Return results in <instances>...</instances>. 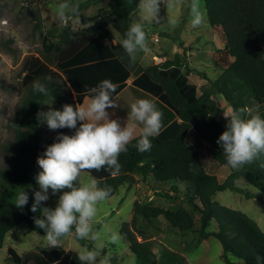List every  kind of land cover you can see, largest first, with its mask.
<instances>
[{"label":"trees","instance_id":"trees-1","mask_svg":"<svg viewBox=\"0 0 264 264\" xmlns=\"http://www.w3.org/2000/svg\"><path fill=\"white\" fill-rule=\"evenodd\" d=\"M99 1L85 0L78 5L83 8ZM203 3L207 23L218 28L223 38L222 48L215 49L214 55L204 60L214 71L213 77L206 76L203 68L201 71L185 64L178 56L146 67L137 60L131 61L119 41L111 42L113 37L107 27L112 26L124 38L133 14L139 10V0H109L108 7H98L93 15L80 13L82 26L71 28L65 23L57 34L58 42L44 38L48 60L38 56L25 60L21 79L25 93L7 120V127L14 133L12 147L16 162L1 168L0 176L7 185L34 184L40 152L37 139L31 145L25 132L37 129V113L44 111L46 98L54 100L56 110H62L65 104L75 106L90 95V88L104 79L118 85L114 96L133 72L132 85L155 96L173 111L180 121H171L158 136L151 137L149 151L137 150V136L127 146L128 150L119 155L118 175H111L106 168L88 172L97 179L99 187L111 188L110 196L121 185L132 187L139 181L137 175L142 180L152 177L157 182H173L171 193L160 192L174 204L173 209L136 201L131 220L121 224L120 231L135 257L134 264H189L183 255L166 246L157 255L153 239L137 226L140 219L146 226L162 231L160 217L167 223L166 228L176 233L195 232L202 238L217 239L226 264H264V231L245 212L222 205L214 198L217 192L226 189L247 198L256 195L236 185L237 179L245 180L264 194V168L260 167L264 155L240 169L227 164L222 147L217 144L226 130L227 120L217 118L221 110L216 100L219 95L231 110L252 108L264 116V0H203ZM159 35L178 39L181 44L179 38L165 31H159ZM191 71L200 72L208 85L199 91L188 80ZM35 82L44 84L48 95L34 91ZM79 124L78 121L77 127ZM188 129L203 139L205 150L213 160L229 167L222 181L205 170L198 147L185 141ZM75 131L60 128L57 137L61 133L74 135ZM176 183H183L192 194L179 197ZM177 201H183L185 206ZM14 203L15 199L6 191L0 192V247L7 231L20 223H25L29 231L44 233L34 223L38 216L32 217L29 210L18 209ZM196 214H199V226H196ZM212 221L216 222L214 228L210 227ZM7 253L15 264H80L75 251L62 247L38 246L20 254L9 246ZM115 263L116 259L111 257V264Z\"/></svg>","mask_w":264,"mask_h":264},{"label":"rangeland","instance_id":"rangeland-1","mask_svg":"<svg viewBox=\"0 0 264 264\" xmlns=\"http://www.w3.org/2000/svg\"><path fill=\"white\" fill-rule=\"evenodd\" d=\"M84 1L70 0L73 4H80ZM60 2L61 0H0V169L9 167L16 162L12 147L14 144V133L7 127V120L19 107L21 98L25 93V88L21 84L22 76L25 73L24 62L30 56H38L44 60H48L47 56H45L43 39L48 38L53 43L58 42L57 34L65 24L57 19L55 12V7ZM167 3L168 0H163L160 6L159 22L154 20L143 21L147 37L157 35L156 37L160 38L162 36L159 35V31H165L179 38L181 44H179L178 39L173 40L184 50L179 54H175L179 60L186 62L190 66H194L198 70L202 71L204 69L206 76L213 77L215 75L214 71L208 67L205 63L206 61L200 60L205 58V55L208 59L211 58L214 55L215 49L222 48L223 38L218 28L212 27L207 23L203 0H198V4L199 10L204 14L205 22L196 28L192 27L191 24L192 2L190 0H175V5L172 8H167ZM108 6L109 0H101L94 5L83 8L79 7V14L93 15L98 7ZM140 15V11L138 10L133 14L132 19L136 20ZM169 16L177 19L178 23L175 27L169 25ZM68 23L71 28L82 26L79 22V17L76 16H73ZM107 28L113 37L112 43L122 39L112 26H108ZM155 40H147L148 47L153 46L156 43ZM188 47L196 50L195 56L197 59H191V62L185 53V49ZM199 50L202 52L198 56ZM173 57L175 56L170 55L171 59ZM166 58L168 57L161 56V60ZM148 59H143V65L154 64L157 58L151 56L150 59L149 56ZM50 66L55 69L52 63H50ZM201 78L202 75L198 71L190 73V82L196 83L199 91L200 88L208 85V80L206 79L203 82L200 81ZM216 100L221 110L217 114V118L226 119L223 112L231 110L229 105L219 95L216 96ZM43 105L44 111H47L50 107L53 109L54 100L46 98ZM36 127L35 131H26L25 137L31 145H34V141L37 139L40 156L48 145L56 142L59 129L50 130L46 122H41L38 119ZM185 139L198 147L205 165L207 161H211L216 166L222 168L223 170H218L219 175H223L224 171L226 173L229 172L227 165L219 164L209 156L203 146L205 142L194 130L190 129L186 133ZM30 165L33 166L32 164ZM39 171L41 169L38 166L36 175ZM91 178L92 176L88 172L81 174V180L84 182H88ZM137 178L139 181L132 187L127 188L126 185H121L115 194L98 206L94 228L102 234L100 241L79 240L69 236L61 239L60 247L71 249L76 253L84 247L90 249L96 247L100 251L101 256L110 254L111 257H114L116 259L115 264H134L135 257L128 248L125 235L120 231L121 224L129 222L132 218L134 202L138 201L142 204H151L170 209H173L174 206L160 193L161 191L171 193L169 190L173 184L172 181L159 183L151 177L147 180H142L139 175H137ZM235 183L256 195L252 198H247L240 193L226 189L217 192L214 197L215 200L222 205L245 212L264 231V194L260 193L243 179H237ZM177 186L179 197L184 198L185 194H192L191 191L185 188L184 184L178 183ZM20 190H25L28 193L29 200L24 209L29 210L32 217H40L41 212L39 209L42 207L54 208L60 195L59 192L52 194L51 189H49V199L42 201L38 206V210L33 213L31 206L34 202V192L41 191L36 180H34V184L10 183L7 185L5 180L0 176V192L6 191L10 197L15 199L16 194ZM196 202L200 205L198 200ZM177 203L185 206L183 201H177ZM195 220L196 226H199V214L195 215ZM159 222L164 229L162 231H158L151 226H146L140 219L137 223L138 228L143 229L153 239V250L157 255L160 254L161 247L166 246L183 255L189 264H226L222 258L221 244L217 239L213 237L202 238L195 232L176 233L166 228L167 223H165L163 218L160 217ZM215 226L216 222H210L211 228ZM112 232L119 234L120 240L116 244L108 240V236ZM44 235L45 232L29 231L25 223L15 225L4 236L2 246L0 247V264H15L10 260L7 253V247L9 246L13 247L20 254L38 246L48 247Z\"/></svg>","mask_w":264,"mask_h":264},{"label":"clouds","instance_id":"clouds-1","mask_svg":"<svg viewBox=\"0 0 264 264\" xmlns=\"http://www.w3.org/2000/svg\"><path fill=\"white\" fill-rule=\"evenodd\" d=\"M162 3L163 0H139L141 15L130 23L119 42L131 61L136 60L137 53L150 51L143 21L159 22ZM174 5L175 0H168L167 8ZM55 12L59 21L67 23L73 16H79V5L61 0ZM191 16L194 28L205 22L198 0H192ZM168 23L175 27L178 21L169 16ZM117 87L111 80L104 79L89 89L90 95L82 103L75 106L65 104L62 110L50 107L37 113V119L46 122L50 130L76 129L74 135L59 134L56 142L48 145L44 153L37 157L41 171L35 180L41 191L34 192L31 211L35 213L41 202L49 199V189L52 194L60 193L54 208L42 207L39 209L41 216L34 218L35 225L45 232L48 248H59L61 239L69 236L92 242L101 240L102 234L94 228V222L98 206L109 198L112 190L109 186L99 187L94 177L88 182L82 181L81 174L106 168L111 175H118L121 169L119 155L128 150L127 146L137 136L139 139L135 147L139 152H145L151 149L150 138L160 134L163 114L150 99L140 98L129 105L123 127L117 119L109 118L108 109L119 107L118 100L113 96ZM33 90L48 95L47 87L40 82L33 84ZM223 114L227 125L217 144L221 145L227 164L233 169H240L264 155V116L252 108L230 110ZM260 167L264 168V163ZM28 200V193L20 190L14 205L23 210ZM108 240L118 243L119 234L112 232ZM77 258L80 264H111V255L101 256L96 247L80 249Z\"/></svg>","mask_w":264,"mask_h":264},{"label":"crops","instance_id":"crops-1","mask_svg":"<svg viewBox=\"0 0 264 264\" xmlns=\"http://www.w3.org/2000/svg\"><path fill=\"white\" fill-rule=\"evenodd\" d=\"M156 36L157 35L149 36L147 39L148 41H152V40L156 39L155 40L156 43L153 46L149 45L150 51L148 53H143V52L137 53L136 60L138 61V63L142 67H146V65H143V59L147 60L149 56H150V59H151V56L157 58V59H155L156 61H154L155 62L154 64H157V63H160V62L165 60V59L161 60V56H167L168 58H166V59H171L170 55L176 56L175 54H179L180 52L184 51L180 46H178L176 41H173L167 37L157 38ZM201 52L202 51L199 50V53L197 55L199 56ZM185 53H186L190 62H191V59H194V60L197 59L195 56L196 50L194 48L188 47L187 49H185ZM142 57H144V58H142ZM204 57L205 58H202V60H200V61L208 59L206 57V55ZM184 63L187 64L186 62H184ZM148 65L149 64H147V66ZM190 73L188 75L189 82H190ZM134 77H135V75L132 72L131 75L126 79L125 86L117 94L114 95V97L118 100L119 107H117L115 109H112V108L108 109L110 119H117L119 121V123L121 124V126L123 127L127 121L129 105L137 99L146 98V99H150V100L154 101V103L156 104V107L163 114L161 130L166 125H168L171 121H174V120L177 122L180 121V119L173 113V111L170 110L166 105L161 103L155 96H153L150 93L143 91V90L135 87L134 85H132V80L134 79ZM205 80L206 79L203 77L200 79V81H203V82H205ZM191 83H193V82H191ZM194 84H196V83H194ZM86 98L87 97H84L80 103H82L83 100ZM189 130L190 129H188L186 131V133H188ZM186 133H185V136H186ZM185 141L187 143H189L186 139H185ZM189 144H192V143H189ZM205 145H206V143H203V146H205ZM200 157H201V155H200ZM201 160H202V158H201ZM202 163H203V160H202ZM203 166L208 173L215 175L219 182L222 181L229 173V172L226 173L224 171L223 175H219L218 170H223V169L220 168L219 166H216L211 161H207L206 165H205V163H203ZM159 183H161V182H159ZM176 185H178V183H176Z\"/></svg>","mask_w":264,"mask_h":264}]
</instances>
